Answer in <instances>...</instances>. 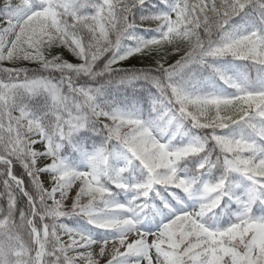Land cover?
<instances>
[{
  "label": "snow or ice",
  "instance_id": "obj_1",
  "mask_svg": "<svg viewBox=\"0 0 264 264\" xmlns=\"http://www.w3.org/2000/svg\"><path fill=\"white\" fill-rule=\"evenodd\" d=\"M0 264H264V0H0Z\"/></svg>",
  "mask_w": 264,
  "mask_h": 264
}]
</instances>
